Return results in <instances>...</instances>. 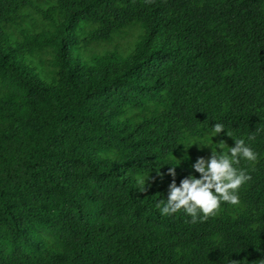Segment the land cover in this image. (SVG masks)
Masks as SVG:
<instances>
[{
	"label": "trees",
	"instance_id": "1",
	"mask_svg": "<svg viewBox=\"0 0 264 264\" xmlns=\"http://www.w3.org/2000/svg\"><path fill=\"white\" fill-rule=\"evenodd\" d=\"M216 123L239 204L162 215ZM0 264H264V0H0Z\"/></svg>",
	"mask_w": 264,
	"mask_h": 264
},
{
	"label": "clouds",
	"instance_id": "2",
	"mask_svg": "<svg viewBox=\"0 0 264 264\" xmlns=\"http://www.w3.org/2000/svg\"><path fill=\"white\" fill-rule=\"evenodd\" d=\"M147 2L150 3L151 0ZM213 129L217 135L225 132L224 125L221 123L214 124ZM225 134L235 142V146L230 148V156L217 155L212 151L207 160L203 157L197 158L192 168L200 174L199 178L189 175L177 186L174 179L175 166L169 167L168 175L172 176L173 180L168 185V197L166 202L161 200L156 204V207L161 209L162 215H171L183 209L192 217L191 222L196 223L198 213H202L201 220L215 215L221 201L232 205L239 204L237 190L251 177L246 174V170L237 169L234 165L239 164L241 158L255 162L257 154L245 144L244 140L234 139L230 133L225 132ZM249 139L254 137L250 136ZM222 142L226 144L223 140ZM145 190L143 186L142 191ZM161 205H163L162 208Z\"/></svg>",
	"mask_w": 264,
	"mask_h": 264
}]
</instances>
